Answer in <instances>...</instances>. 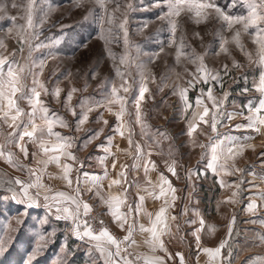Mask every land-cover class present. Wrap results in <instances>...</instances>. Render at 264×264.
I'll use <instances>...</instances> for the list:
<instances>
[{
  "label": "snow or ice",
  "instance_id": "snow-or-ice-1",
  "mask_svg": "<svg viewBox=\"0 0 264 264\" xmlns=\"http://www.w3.org/2000/svg\"><path fill=\"white\" fill-rule=\"evenodd\" d=\"M143 0H140V4ZM136 4L133 0H126L124 5L117 4V10L120 7H124L125 11L122 17L117 19L114 17L113 12L109 11L107 0H94L92 7L87 9V14L84 16V20L89 19L93 15H98L99 21H102L99 27V38L104 40L105 44L110 43V37L115 33L123 40L124 53L120 56V64L126 67L122 70L119 66L115 67V74L120 78V84L117 86L115 83L111 84L110 91H107L101 101H91L89 105L81 104V112L79 118L75 124V131L79 132L81 126L84 125L89 119V113L93 110V107L104 106L107 107L108 111H112L113 105H118V111H116V124L112 128L114 133L124 136L127 131V139L130 149H133L136 153V160H143L144 175L148 178L150 167L154 169L156 167L155 161L151 160V150L145 152L144 148L140 143L133 140L132 125L126 117H131L136 124L141 127V134L147 135L146 129L147 124L144 120V114L142 112V102L145 100L146 93H149V88L146 82V77L143 71V64H137L136 68L140 73V80L138 82V90L133 93V89L137 87V81L132 79L130 68L132 66L131 58L128 55L129 48L132 46L130 35H129V22L130 13L136 11ZM9 5L5 4L0 6V19H5L10 22V26L7 29L8 34H12L16 30L19 47L13 49L11 52H0V120L3 125L7 126L9 131L0 132V159H3L8 164L19 168L20 170H26L29 175V180H23L19 177L10 178L5 184L4 188L8 195L3 199H11L17 203L25 205V212L22 215H27V209L32 207L43 206L46 210L45 216L40 219V229L35 230L36 240L33 252L29 254V258L26 264H31L39 254H41L48 244L54 239L56 228L53 227L51 231L46 234L43 232V225L51 223L52 221H70V225L67 227V233L78 240L87 239L89 244L92 245L88 249L87 255L89 259L96 264L97 260H102L103 264H136L141 259L140 256L136 257V260L129 259L130 255L127 252V248L122 245L132 240V233L135 227V222L128 223V214L121 211L122 205H124L127 199V189L124 188L121 194L113 195L109 193L108 198L105 199L101 193L102 180L108 177L107 169L103 173V176L90 173L84 170L85 161L80 160L70 149L74 146L76 138L74 136L62 135L59 131H54V128L58 125L62 128L69 127L68 123L63 117L57 116L55 113L49 114V108L45 106V102L41 99V95L48 93V88L44 82L40 79L43 72L45 60L47 56L55 54V47L59 45L64 38L65 33L63 29L68 27L61 25V34L56 37L44 36L41 40L40 37L43 34L41 26L45 23V16L41 15L37 21L36 9L39 7L37 0H27L26 5L17 4L16 0H11L10 7L12 9H18L23 7V15H12L8 13ZM152 8L160 9V15L157 19L165 21L168 27L171 37L169 44L176 45V31L177 22L174 19L179 17L182 12L194 14L196 23H200L201 20H206L209 15H214L217 20L221 21V28H226L233 34L230 37L223 35L219 32V47L221 51L228 52V45L230 42L235 44L236 47L244 51L245 56L249 60L260 64L264 68V0H231L228 10L221 8L215 3V0H153L150 5ZM239 8V13L233 14L232 9ZM103 13V15H101ZM24 21V23H19ZM148 21L142 22V27L146 26ZM105 25H111L110 28H105ZM241 26L239 28L235 26ZM247 33L256 45V56L253 57V53L245 50L244 45L241 43V33ZM199 35V33H196ZM160 47L158 52H151L149 61L157 58L161 52L164 51V42L159 41ZM137 49H140V45H136ZM187 46L181 39L179 45L176 47V59L179 61L181 57L190 58L194 63L198 61L196 73L193 79L187 81V87L178 88L174 90V94H178L183 104V111L188 112L191 108V103L188 96V88L194 86L195 81H203L209 83L210 80H214L217 83H221V74L219 71H213L207 68L204 63L203 55H198L194 50L185 51ZM0 48H5L6 45L0 40ZM27 48V56H23L24 50ZM47 49V55L43 58L34 57V53ZM17 55H21L23 63L17 60ZM108 55L115 59V54L108 49ZM233 66L239 68L241 65L233 59ZM230 69L227 64L223 67L225 75L229 73ZM32 77V86L27 88L25 80L27 76ZM253 86L255 92L258 95L255 98H249L247 103L243 105L240 111L237 112H224L223 105L225 104L229 93L224 92L223 98L218 99L214 95L212 87L207 89V100L211 101V108L203 100L205 95L204 89H201L200 96L196 98V110L193 111L192 116L189 120L187 127V135L193 137L194 133L197 132L200 124H208L212 133H215V137H209V145H199L201 148H210V158L207 157L206 153H202V159H206V169H209L213 174L220 177L218 183L221 187H228L227 182L222 178L221 174L224 175H235L237 172L243 173L244 170L235 167L233 164L231 167L228 166V161H234L236 157L240 156L245 147H252L247 142L252 140L251 135H232V134H221L218 132V125L221 124L222 119L225 117L231 121L236 116H242L243 120L234 125L237 131L240 130H253L255 133L264 135V70L260 72L258 82L254 79ZM103 87L107 88V84ZM221 87H223L221 83ZM62 89L55 87L52 90V95L59 98ZM78 91L76 88H71L67 92L65 106L69 108L73 116L77 113L71 105L73 93ZM245 92L252 91L251 89L245 88ZM150 94V93H149ZM129 97H131L132 104L134 105V112H129L126 105L128 104ZM26 100L30 106V110L26 111L25 108L21 107L18 101ZM235 104V101H233ZM244 108L247 109V115H244ZM39 120V122H38ZM98 121H102L104 125L108 124V121L103 120L102 115L97 117ZM202 131V129H201ZM103 132V128L94 131L90 135L85 144L99 137ZM164 133L154 134V144H158L159 140L155 139V136L161 138L164 137ZM55 138L54 140L52 138ZM222 137V138H221ZM113 137L108 136V144H100L97 147L103 149L105 156L98 157L103 160L110 153V146ZM31 144L36 149L31 153L33 160H35L38 153H43L46 159L36 161L41 167L33 169L26 165H20L16 152L13 149H18L20 153L27 159L30 155L28 145ZM264 156V150L260 153ZM61 157H65L72 163L63 162ZM55 164L58 168L62 169V179L67 182V185L71 188L74 183L72 172L75 165H79L76 168L75 184L76 187L72 189V193L59 191L52 194V189L42 183L41 175L47 168L48 164ZM167 171L173 176L178 177L176 170V164L174 159L169 153V161H166ZM113 168H116V161H113ZM137 164H133L132 167H137ZM127 165L121 164L120 170L116 174V178L110 180L108 188L111 189L113 185H123L127 183ZM193 170L188 171V179H191ZM34 177V179H32ZM83 178V183L88 184L91 182L93 188L96 189L94 195L98 196L109 206L111 216L119 222L122 229L127 225V235L123 239H118L113 236L107 227L103 226L101 221V227L97 231L88 222L87 219L82 217H89L91 212V205L82 199L81 193L84 189L80 187ZM148 184H152L150 178L147 179ZM244 183L242 176L234 182L236 191L233 192L232 197L227 201L228 203H239L236 199L242 192L241 185ZM159 191L149 192V195L156 199L163 198L164 204L155 213V218L151 219L150 226L145 227L143 224L140 225L142 231L150 233L151 239L148 241L153 251L157 248L167 253L168 258L172 259L174 264H187L183 252L177 251L175 254L168 252L161 236L165 231L168 230V210L174 207V203L177 199V189L172 185L169 178L160 173L158 180ZM156 185H153L155 188ZM35 189V191H32ZM91 191V188L87 189ZM260 198L258 204L255 198H250L248 203L244 207V211L252 213L253 215L264 208V191L254 194ZM42 197V199H41ZM123 197V198H122ZM145 197L139 196V201L143 202ZM141 210V203L136 204L135 211ZM132 208L129 206V213ZM188 209L185 208L184 212ZM195 219L187 221L193 225H197L191 231V236L194 238L196 247L199 252L206 254L209 258V264H234V261L239 256V252L234 251L232 237L236 233L234 225L237 222L235 214L231 217L227 224V235L224 239H221L219 244L215 247H204L201 243L202 233L208 230L205 219L199 212V210H193ZM151 217V214L149 213ZM173 220L175 216L171 217ZM249 223H259L264 225V215L258 219L249 220ZM22 223L20 218H16L15 224L17 227ZM17 227L12 226V218H6L3 224H0V252L5 251V245L8 240L12 239L11 233L17 231ZM214 231V226L211 227ZM259 241L257 245L256 241ZM252 245L251 247L256 248L259 246L264 250V231L259 233H252ZM114 246V251L112 247ZM245 250V249H241ZM61 253L65 259H60ZM97 253L99 256L97 257ZM73 254L72 249L69 248L67 240L62 243L60 253H57V259L59 264H65L66 258ZM144 264H166L164 257L151 256L144 257ZM199 256L197 255V262ZM244 264H264V251L260 253L253 252L244 261Z\"/></svg>",
  "mask_w": 264,
  "mask_h": 264
},
{
  "label": "rangeland",
  "instance_id": "rangeland-1",
  "mask_svg": "<svg viewBox=\"0 0 264 264\" xmlns=\"http://www.w3.org/2000/svg\"><path fill=\"white\" fill-rule=\"evenodd\" d=\"M125 2L126 0H107L109 11L113 12L114 17L117 19L121 18L125 11L124 7L117 10V4L124 5ZM133 2L137 3V10L130 13L129 35L132 46L128 52L132 61L131 78L137 81V87L133 89V93L138 90L140 80V73L136 68L137 64H143V71L147 78L146 82L150 93H146L145 100L142 102V112L148 126L146 129L147 135H142L140 125L136 124L131 117H126L132 125L133 140L140 143L145 152L151 150V160L158 164L157 169L171 176L172 185L177 189V199L171 209L176 217L177 214L180 215L178 219H181L179 220L181 226H184L187 221L195 219L194 209H203L206 212L205 216L213 219L215 224H220L222 221L227 220L231 207L243 208L250 199L243 196L245 194L243 189L247 185H241L242 192L236 197L240 202H227L232 197L233 192L237 190L234 182L244 176V171L243 173L237 172L235 174L236 179L233 178V175L221 174L229 186L221 187L218 185L214 181V178L218 176L214 174L212 177L213 173L211 174L208 172L209 169L205 168L207 160L202 159V153H206L207 157L210 158V148L205 149L199 146L201 144L209 145V137H215L216 134L211 132L208 124L201 123L193 137H189L186 134L188 123L193 111L196 110L195 101L197 96H200L201 89H204L205 92L204 102L211 108V101L207 100V89L209 87L213 88L214 95L218 99L223 98L224 92L229 93L223 105L224 112L240 111L249 98L254 99L258 95L255 92L253 80L255 79L258 82L260 72L264 68L254 62V59L249 60L244 51L231 42L226 45L228 52L221 51L218 33L222 32L229 39L233 33L226 28L222 29V22L217 20L214 15H209L206 20H201L200 23H196L194 14L187 12H182L179 17H175L178 27L175 35L176 45H173L169 44L171 33L166 22L157 19L160 15V9L150 7L153 0H143L142 4H140V0H133ZM10 3L11 0H0V6L9 5L8 13L17 16L24 14L23 7L12 9ZM16 3L26 5L27 0H16ZM37 3L39 7L36 9L35 18L38 21L41 15L45 16V23L41 26L43 33L40 37L41 40L44 39V36H59L61 25L68 26L63 29L65 35L61 43L56 45L55 54L47 56L45 60L40 79L49 91L47 94L42 93L41 99L45 102V106L49 108L50 115L55 113L57 116L63 117L68 123L69 127L66 129L69 132L65 134L76 138V142L71 149L76 156H79L80 160L85 161L84 167L96 170L99 168L98 157H103L101 154L104 153L103 149L97 146L102 143L107 144L108 136L113 137L111 143H114L112 128L116 124L115 113L118 111L119 106L113 105L111 112L104 106L93 107V110L89 113L88 121L81 126L79 132L75 131V124L81 112V104L87 106L91 101L103 100L106 92L110 91L112 83L117 86L120 84V78L115 74V67L119 66L122 70L126 67L120 64L119 59L124 53L123 40L113 33V36L110 37V43L106 45L104 40L99 38V27L102 21H99L98 15H93L84 20L87 9L92 7L94 0H37ZM215 3L227 11L231 0H215ZM231 11L236 14L241 9L236 8ZM144 21H148V23L142 27ZM19 23H24V21H19ZM9 26V21L0 19V40L6 45V49L0 48V52L5 54L19 47L18 39L20 38L16 35V30L12 34L7 33ZM110 27L112 26L105 25L106 29ZM235 27L239 28L241 26L237 25ZM196 33H199V35H196ZM181 39L187 46L184 49L185 51L194 50L198 55H203L207 68L214 72H220L223 85L221 87V83L214 80H210L209 83L194 80V86L188 88L191 108L187 113L183 111L182 101L178 94H174V90L187 87V81L193 79L196 73L198 61L194 63L190 58L185 57H181L177 61L176 47ZM159 41L164 42V51L157 58L149 61L147 54L159 51ZM241 43L244 45L245 50L253 53L255 58L256 45L247 33H241ZM136 45H140V49H137ZM108 49H111V52L115 54V59L108 55ZM33 55L34 57L43 58L47 55V49L40 50ZM23 56H27V48H25ZM233 59L241 65L239 68L233 66ZM17 60L23 63L21 55H17ZM225 64L230 69L227 75L223 72ZM25 83L27 88L30 89L32 86L30 75L26 77ZM105 84H107V88L103 87ZM55 87L62 89L59 98L52 95V90ZM71 88L78 90L73 93L70 102L77 113L76 116H73L69 108L65 106L67 92ZM245 88L252 91L245 92ZM233 101H235V104H233ZM18 103L26 111L30 110L26 100H20ZM126 107L129 112H134L131 97H129ZM101 115L103 120L108 121L107 125L97 120V117ZM244 115H247L246 108H244ZM242 120V116H236L231 121L225 117L218 125V132L232 135L244 134L253 137L252 140L247 142L252 147H245L242 154L236 157L234 161H228V166L234 164L239 169L249 171L253 175L252 179L257 182L256 188L261 192L264 191V156H261L260 153L264 150V135L259 137L260 134L251 129L237 131L234 125ZM0 128L3 131H9L6 125L1 124ZM100 128H103V132L99 137L85 144L87 138ZM157 133H164L165 135L163 138L155 136L159 143L154 144L153 139L149 137H153ZM126 143L128 150L123 154V158L126 161L133 162L132 164L137 163L138 165L136 173L134 171L135 167L131 170L129 168L130 164H128L127 175H136L141 178L144 175L143 160L137 161L135 158L136 153L133 149H130L128 139ZM169 153L175 161L178 177L167 171L165 162L169 161ZM107 156L109 158L110 154ZM189 170H193L191 179H188ZM0 178H3V176H0ZM4 186L0 183V224H3L5 219L9 217L12 218L14 228L17 227L15 224L16 218H20L22 223L17 227V231L11 233L12 239L8 240L5 245L6 250L0 252V264H26L29 254L33 252L35 247V230L40 229L39 221L45 216L46 210L32 207L27 209V215H22L25 212V205L11 199H3L8 195ZM252 187L255 189V184H252ZM252 198H255L258 204L260 203L258 195H252ZM130 200H132V196H130ZM185 208L188 209L187 212H184ZM91 213H97L104 224L109 229L114 230L109 221L99 211L93 209L89 215ZM209 213H215V216ZM84 218L82 217V219ZM188 224L190 223L186 225ZM53 227L56 228L54 239L41 254L31 261V264H59L57 253H60L61 245L65 240H67L73 253L66 258L65 264H88V262L93 264V261L87 255L89 248L83 242H75L71 235L67 233L68 226L65 224L61 225L59 222L52 221L43 225V232L46 234ZM60 259H65L62 253ZM96 264L102 263L97 260Z\"/></svg>",
  "mask_w": 264,
  "mask_h": 264
},
{
  "label": "crops",
  "instance_id": "crops-1",
  "mask_svg": "<svg viewBox=\"0 0 264 264\" xmlns=\"http://www.w3.org/2000/svg\"><path fill=\"white\" fill-rule=\"evenodd\" d=\"M0 126L2 123V120H0ZM39 122V120H38ZM54 131H59L61 134L67 136L68 129L58 127L56 126L54 128ZM0 132H5L0 128ZM114 143H111L110 146V156L109 158H105L103 162L98 160V167L96 170H90L86 169L87 167H84V170L86 169L90 173H95L98 175L103 176V173L105 171V168L108 172V177L103 179L101 184V193L104 195L105 199L108 198L109 193L113 195L121 194L123 192V189H127V199L125 200L124 205L121 207V211L123 213L128 214V223L135 222V227L132 233V240L135 241V244H132L131 241L125 242L122 247L127 248V252L130 254L128 256L129 259L136 260L137 256H140L141 259L136 262V264H144V257H151V256H160L164 257L166 264H174L172 259L168 258V255L165 251L160 250L157 248L155 251L151 248L148 241H150L151 236L150 233L144 232L141 230L140 225L143 224L145 227L150 226L151 219L155 218V213L159 210L161 206L164 204L163 198L156 199L153 196L149 195V192L155 191L158 193L159 186H158V180L160 173H163L166 175L169 180L172 182L171 176L167 173L162 172L161 170H158V164L155 162L156 167L152 169L150 167L148 178L151 179L152 184L147 183V179L145 175H143L141 178H138L136 175H127V183L123 185V188L120 185H113L111 189L108 188V185L110 183V180L113 178H116L117 172L120 170V165H128L130 164V169L133 170L132 163L130 161H126L123 158V154L128 150V145L126 143V137H127V131L125 132L124 136H120L117 133H114ZM261 137V134L259 135ZM55 139L54 137L52 138ZM108 144V143H107ZM105 144V145H107ZM29 157L26 159L22 153L19 152L18 149H13V151L16 152L18 163L20 165H26L28 167H31L33 169H37L41 167V165H38L36 161L41 159H46V157L43 155V153H38L35 160H33L31 153L33 151H36V149L33 147V145L29 144ZM98 149V148H97ZM72 151V149H70ZM73 152V151H72ZM74 153V152H73ZM258 153V152H257ZM75 154V153H74ZM129 154V153H128ZM102 156H105V154H101ZM79 158V156L77 155ZM63 162L66 163H72V161L67 160L65 157H61ZM113 161H116V168H113ZM137 164V163H135ZM79 167V165H75L73 168L72 176L74 183L71 186V188L67 185V182L62 179V169L58 168L55 164H48L47 168L41 175L42 183L47 185L50 189H52V194H55V192L59 191H65L72 193V189L76 187L75 184V177H76V168ZM231 167V166H229ZM244 170V169H243ZM137 173L136 167L134 170ZM130 172V171H129ZM211 174L213 173L211 170H209ZM243 181L244 183L242 185H247V187L244 190L243 196L245 198H252V195L260 193L258 189L256 188V181L253 180V175L249 172L244 170L243 173ZM0 176H3V178H0V183L5 185L10 178H17L23 180H29V175L26 170L22 171L19 168H16L7 162H5L3 159H0ZM214 174H212V177ZM240 176V175H239ZM233 178L236 179V175H233ZM34 179V177H32ZM219 177H215L214 181L218 185ZM139 180V181H137ZM2 181V182H1ZM137 181V182H136ZM252 184H255V189H253ZM138 185V186H136ZM153 185H156L155 188H153ZM249 185V186H248ZM80 187L84 189L81 193L82 199L88 202L91 205V209H95L100 212V214L106 218V220L109 221L111 224L112 229H110V233L115 236L118 239H123L124 236H126L127 233V225H125V228L122 229L119 225V222L114 220V218L111 216L109 211V206L104 201H102L98 196H95L94 193L96 191L95 188L92 187L91 182L88 184L83 183V178L80 184ZM91 188V191H88L87 189ZM32 191H35L33 189ZM132 192V193H131ZM143 195L145 197L143 202L139 201V196ZM130 196H132V200H130ZM123 198V197H122ZM258 198V197H257ZM42 199V197H41ZM141 203V210L139 212L135 211L136 204ZM248 203V202H247ZM245 203V205L247 204ZM244 205V207H245ZM129 206H131L132 211L129 213ZM243 208L239 207H231L228 213V218L226 221H222L220 224H215V221L209 216H205L206 212L203 209H199V212L205 219L207 225L209 226L208 230L202 233V239L201 243L204 247H215L219 244L221 239H224L227 235V224L229 223L231 217L233 214L237 217V222L234 225L236 229V233L232 237V243L234 247L235 252H239L238 258L235 259L234 264H244L245 259L252 254L253 252L260 253L264 250H262L259 246L256 248L251 247L253 241H252V233H259L264 231V225H261L259 223H249V220L258 219L260 216L264 215V208H261L259 211H257L254 215L252 213H248L244 211ZM37 208H44L43 206L37 207ZM149 213L151 214V217L149 216ZM210 215L215 216V213H209ZM168 230L164 232V234L161 236V240L163 241L165 247L167 248L168 252L175 254L177 251L183 252L185 259L187 261V264H209V258L206 254L199 252L196 247V243L194 238L191 236V231L194 227H197V225L193 224H184V226H181L179 224V214L176 215L174 212H172V209L168 210ZM184 215V214H183ZM175 216L176 219L173 220L171 217ZM54 222V221H53ZM59 222L61 225H70V221H55ZM214 226L215 230L212 231L211 227ZM71 238L75 242H83V244L90 248L92 247L91 244H89L88 240L85 239L83 241L75 239L71 236ZM257 245L259 244V241H256ZM82 244V243H81ZM245 249V250H241ZM112 250L114 251V246L112 247ZM197 255L199 256V260L197 262ZM99 256V253H98ZM100 263L103 264L102 260H99ZM91 262H88L90 264ZM92 264V263H91ZM178 264V262H177Z\"/></svg>",
  "mask_w": 264,
  "mask_h": 264
},
{
  "label": "built area",
  "instance_id": "built-area-1",
  "mask_svg": "<svg viewBox=\"0 0 264 264\" xmlns=\"http://www.w3.org/2000/svg\"><path fill=\"white\" fill-rule=\"evenodd\" d=\"M84 219H87L88 220V222H89V224L95 229V230H99L100 229V227H101V219L98 217V215H97V213H91L90 215H89V217H85ZM103 226H105V227H107L108 228V226H106L105 224H104V222H103ZM108 230H110L109 228H108ZM117 238H119V237H117Z\"/></svg>",
  "mask_w": 264,
  "mask_h": 264
}]
</instances>
